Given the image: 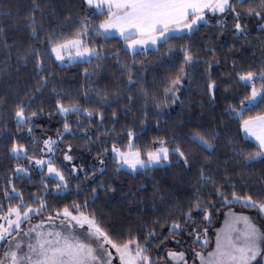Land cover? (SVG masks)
<instances>
[{"label": "snow or ice", "instance_id": "snow-or-ice-1", "mask_svg": "<svg viewBox=\"0 0 264 264\" xmlns=\"http://www.w3.org/2000/svg\"><path fill=\"white\" fill-rule=\"evenodd\" d=\"M0 16L11 19V9ZM227 17L231 18V27ZM97 18H100L98 23L95 22ZM211 18H215L214 25H209ZM23 20L21 31L24 35L11 43L7 42L5 29L0 27V53L6 56L0 62V74L7 73L14 57L17 71L32 65L31 80L35 82V87L16 92L12 100L7 95L0 96V139L5 134L9 137L0 160L14 162L7 165L11 174L4 177L0 186V264H115L117 257L119 264H188L185 251L169 250L166 256L157 252L155 258L152 254L153 247H167L165 241L169 237L179 245L181 240L176 237L182 233L191 238V254L199 264H264V224L258 223L264 219V176L258 178L259 186L255 192L244 195L237 189L250 186L233 182L234 175L245 176L243 170L257 163L264 165V0H75L74 3L68 0L59 10L51 0H30ZM252 21L260 33L255 38L249 32V22ZM201 27H215L217 31L214 35L206 34L196 43L194 37ZM113 32L124 43L110 54L94 37L106 40ZM225 34L233 38V46L228 49L230 53L241 50L243 44L237 47L238 41L253 46L255 39L259 42L256 47L260 57L258 64L254 62L247 66L238 65L233 60L228 73L232 77V90L243 89L244 95L239 107L229 104L224 114L231 121H239V132L250 140L253 150L234 144L231 138L226 139L230 151L228 159L222 162V175L220 162L212 159L217 150L216 141L221 139L215 130H197L191 136L179 138L175 134L157 136L141 145L136 142L140 133L134 124L132 127L122 126L119 131L115 126L103 128L107 119L105 111L113 105L111 119L114 123L120 120L121 112L125 116L132 115L133 106L140 101L144 115L140 121L142 126H146L150 104L155 106L158 117L165 115L164 108L180 101L178 93L184 89L185 81L192 84L194 70L200 65L204 66L205 91L210 103H214L219 85L213 79L212 70L220 64L215 41ZM174 41L183 43L177 46ZM150 51L160 54L159 64L172 66L171 72L157 85L162 87V93L155 89L150 93L145 87V73L151 70L152 62L145 63L137 57H146ZM121 52L130 55V61L122 59ZM252 54L256 55L255 52ZM205 56L210 58L203 59ZM110 59H114L119 73L111 90L90 89L85 85L81 101L79 96L66 98L67 93L53 86L48 95L58 97L54 107H45L44 99L37 104L38 97L55 80V73L51 70L53 65L63 69L78 63L92 65L95 61L91 70H84L83 76L88 79L97 75ZM227 91L229 88H225ZM254 109L259 111L245 118V113ZM45 113L49 117L62 118V130H57L56 139L33 135L38 126L36 121ZM72 115L76 116L75 121H70ZM82 121H87V128ZM10 122L15 123V133H9ZM73 124L82 130L89 145L107 143L99 141V137L93 140L88 129L94 124L102 129L100 135L116 137L110 148L116 172L125 167L133 172H146L170 165L172 157H176V162L182 163L185 169L198 167L194 191L186 201L172 205L163 220L157 217L141 223L138 227L143 232L142 237L141 231H133L132 226L112 229L102 222V217L93 208L98 191L112 190L110 186L94 187L91 193H88L87 183L83 186L78 183L75 189L71 187L72 180L79 179L81 172L85 180L92 179L84 168L74 164L71 144L64 150L62 161L56 160L65 135H76ZM25 131L32 137L29 143L21 142ZM125 136L126 144L119 139ZM180 139L206 155L197 158L193 151L185 149ZM108 152L107 147L97 151L101 167L93 172V177L97 172L103 173L107 162L104 157ZM230 163L234 165L231 169L227 167ZM214 164L215 174H211ZM68 165L72 167L69 169ZM237 168L241 171L238 172ZM37 171L40 182L35 186L42 191H29L26 197L23 188L18 189L15 181L31 180ZM53 181L54 186L49 187ZM73 191L77 195L81 191L86 193L83 203L74 199L62 205H50L49 196L53 200L66 198ZM156 195H159L158 191L154 193ZM233 205L249 209L257 216L238 214L232 210ZM222 208L227 211L222 213L223 227L215 230L213 246L209 228L213 214H220ZM33 216L40 219L34 222ZM157 225L162 230L166 227L168 236L158 240L162 231H157Z\"/></svg>", "mask_w": 264, "mask_h": 264}, {"label": "trees", "instance_id": "trees-1", "mask_svg": "<svg viewBox=\"0 0 264 264\" xmlns=\"http://www.w3.org/2000/svg\"><path fill=\"white\" fill-rule=\"evenodd\" d=\"M48 2V0H45ZM52 5L57 7L59 10L63 4L68 3V0H51ZM75 0H73V3ZM30 4V0H0V13H6L11 9L12 17L11 19L0 16V27H3L6 31V39L8 43L13 40H17L24 35L21 28L24 24L23 16L26 14V9ZM7 5V7H5ZM210 15V14H209ZM37 19H39V14H37ZM100 18L96 19V23L99 22ZM229 21V27L232 25L230 17H227ZM215 24V18L209 19V25ZM215 27H201L200 31L195 34L194 41L196 43L200 42V38L206 34H215ZM249 32L253 38L260 35L256 31V25L254 21L249 22ZM94 39L99 40L105 48L111 52L113 50L120 49L123 45V41L116 36H111L108 39H101L100 37H94ZM232 36L230 34H225L220 40L215 41L217 57L220 59V64L213 68V79L217 80L218 89L216 91V100L214 103H210L209 96L207 95L204 83L205 80L202 78V73L204 71V66H197L194 70V79L191 85L185 81L184 89H182L180 95V101L175 104H171L169 107L164 108L165 115L157 116L155 114V106L149 105L147 110V120L146 126H142L140 121L144 119L143 115V104L142 101L138 102L133 106V114L125 116L122 112L120 113V120L118 122H113L111 119V113L113 107H109L105 111V116L107 119L104 122L103 128H112L115 126L117 131L120 130L122 126L132 127L135 125V130L140 134L136 138L137 144H145L151 141L157 136H168L171 137L174 134L179 138L181 136L187 137L191 136L193 132L199 130L203 132H210L215 130L220 133L221 139L216 141L217 150L213 154L212 159L214 161L220 162V173L223 174L224 160L228 159L230 147L225 144V140L231 138L234 144H240L242 147L248 150H253L252 143L246 140L242 133L239 132L238 124L239 121H231L227 115L224 114V110L229 104L235 107H239V101L243 98L244 90L241 89L238 92H234L231 84L232 77L228 75L231 69L232 62L235 60L238 65L247 66L251 63H259L260 52L258 47V41L253 39V46H249L243 41L237 42V47L243 44L240 51L230 53L228 49L232 47ZM177 46L183 41H174ZM167 47V45H165ZM14 51V50H13ZM253 52L256 53L253 56ZM122 59H131L130 55L125 56L121 52ZM203 59H209L210 57H202ZM6 59L5 54L0 53V62ZM138 60H144L145 63L148 61L152 62V68L150 71L145 73L146 84L145 87L149 89L151 93L154 89L162 93V87H157L161 78L167 76L171 70L172 66L168 63L161 65L158 63L160 59V54L155 52H149L146 57H137ZM179 59H182L180 57ZM177 59V64L179 62ZM95 65L93 61L92 65L87 63L73 64L72 66L65 67L61 69L60 67L53 65L51 70L55 73V80L53 83L49 84V89L42 93L38 99L37 104H39L40 99H44L45 107H54L55 100L58 97H49L48 93L51 88L55 86L58 91H63L68 94L66 98L79 96L81 101H83V91L85 90V85L90 89H108L111 90L113 81L117 80L119 73L117 72L114 59H110L105 62L102 69L98 70V74L85 79L83 76L85 68L89 70ZM32 65L29 64L28 67L21 68L17 71L15 58L13 57L11 61V67L8 68L7 73L0 74V96H5L12 100L15 98L16 92H24L35 87V82L31 80ZM225 88H229V91L225 92ZM49 101L51 103H49ZM259 109H254L252 112H246L245 118L248 115H255ZM70 121H75L76 116L72 115L69 117ZM87 128V121H82ZM157 122H159V127L157 128ZM221 122H224L223 126ZM38 125L34 129L33 135L45 139L51 136L56 139L57 130H62V118L59 116L49 117L47 113L40 119L36 121ZM9 133L16 132V126L14 122H10ZM89 133L92 135L93 140L99 137V141H107V143H93L89 145L87 143V137L82 135V130H78L73 124V132L76 135H65L60 143V149L56 153V160L62 161V156L64 150L69 144L72 146V151L76 156L77 163L79 167L84 168L89 177H92L90 181L85 180V175L83 172L79 174V179L72 180L71 187L75 189L76 184L80 183L82 186L84 183L88 184V193H91V189L104 185L106 187L110 186L112 190L109 191H98L97 198L93 208L97 210L98 215L102 217V222L115 230L126 229L128 226H132L133 231H141V237L143 236L142 230L138 227L141 223L151 221L157 217L163 218L168 214L170 207L175 205L177 201H186L189 196H191L194 191V185L196 183L197 174L199 171L198 167L192 169H185L182 163H177L176 157H172V163L170 165H165L163 167H156L148 171L138 170L136 172H128L121 170L116 172V163L112 159V153L110 151L111 144L114 136H102L100 135L102 129L95 127L88 129ZM24 139L22 143H29L32 137L27 136L26 131L23 133ZM8 135L5 134L2 139H0V157L4 155V145L8 140ZM123 143H127V138L119 137ZM180 142L184 144L186 150H191L197 156L201 158L206 153H201L199 149L195 148L194 145L187 143L186 140L180 139ZM86 147L87 151L79 152L80 147ZM109 148V152L104 157L106 159V164L103 166V173L97 172L93 177V172L100 168L101 165L97 159V151H103V149ZM9 162L6 160H0V186L4 183V177L10 175L7 165ZM68 168L70 169L71 167ZM234 165L228 164L227 167L231 169ZM213 173L215 174V164L213 165ZM237 171L241 169L237 168ZM245 171V176H233V182L242 185H248L250 188H238L237 191L241 195L251 191L255 192L256 187H258V178L264 176V165L259 163L255 164L252 168L243 170ZM67 174V173H66ZM16 185L18 189L23 188L25 196L29 195L31 192H40L42 190L36 188V184L40 182L39 172H34L31 180H16ZM54 186V181L49 183V187ZM210 189L211 186H208ZM159 192V195L154 196L155 192ZM231 192V189H228ZM0 192H2V187H0ZM86 193L81 191L79 195L73 191L66 198H59L53 200L52 196L48 197L50 205H62L64 203L71 202L72 200H78L83 203ZM207 195V190L205 191ZM164 197L166 199H161ZM6 203V202H5ZM232 209L239 211L252 212L249 209L240 207L239 205L231 206ZM227 208H222L220 214H213V223L209 228L210 239L213 241V229L221 216L222 212ZM47 216V213H44ZM158 232L162 231V235L157 239H163L168 236L167 228L163 230L159 225L156 226ZM176 239L181 240V243L177 245L173 242L172 238L169 237L165 241L167 247L152 249V254L155 258L158 252L160 256H166L168 250H181L186 251L187 249H192L190 239L185 237L182 233L180 237ZM188 240V243L184 241ZM200 250L199 248H197ZM170 264V263H169Z\"/></svg>", "mask_w": 264, "mask_h": 264}, {"label": "rangeland", "instance_id": "rangeland-1", "mask_svg": "<svg viewBox=\"0 0 264 264\" xmlns=\"http://www.w3.org/2000/svg\"><path fill=\"white\" fill-rule=\"evenodd\" d=\"M116 37H117V36H116ZM118 38H119V37H118ZM78 150H79L80 153H81V152H84V151H87L86 147H83V146L80 147V149H78ZM71 154L73 155V157L76 156V154H74L73 151H72ZM74 164H75L76 166H78L77 159H76L75 157H74ZM69 167H72V165H70ZM78 167H79V166H78ZM123 170L128 171V172H133L132 170L128 169L127 167L123 168ZM137 171H138V170H137ZM234 212H235V211H234ZM236 213H238V214H245V215H251V216L254 217V215L249 214V213H245V212H236ZM39 219H40V217H36V216H33V217H32V220H33L34 222H35V221H38ZM223 223H224V218L221 219L220 224L217 225V228H216V229H218V228H220V227H223ZM258 223H259V222H258ZM25 227H27V224H25ZM216 229H215V230H216ZM214 240H215V238H214ZM214 240H213V246H214ZM196 250H198V249H196ZM0 251H2V249H0ZM191 251H192V249H187V250L185 251V252H186V259H187L188 264H199V261H198V260L194 261L193 256H192V254H191ZM115 264H119V259H118V257L116 258Z\"/></svg>", "mask_w": 264, "mask_h": 264}, {"label": "crops", "instance_id": "crops-1", "mask_svg": "<svg viewBox=\"0 0 264 264\" xmlns=\"http://www.w3.org/2000/svg\"><path fill=\"white\" fill-rule=\"evenodd\" d=\"M111 36H117V37H119L118 34H116L115 32H113ZM242 135H243V137H244V134H243V133H242ZM248 141H250V140H248ZM232 210L235 211V212H245V213H249V214L254 215V217L257 216V213H255V212L239 211V210H235V209H232ZM224 211H227V209L224 210ZM224 211H223V212H224ZM223 212H222V213H223ZM222 218H224V217H223V215L221 214V216L219 217V219H218V221H217V223H216V225H215V227H214V229H213V240H214V238H215V229L217 228V225L220 224V221H221ZM258 222H259V224H264V219H260ZM168 251H169V250H168ZM172 251H181V250H172ZM169 263L171 264V262H169Z\"/></svg>", "mask_w": 264, "mask_h": 264}]
</instances>
